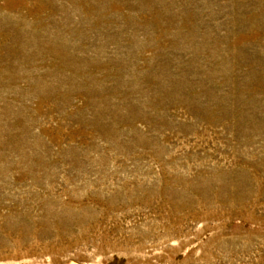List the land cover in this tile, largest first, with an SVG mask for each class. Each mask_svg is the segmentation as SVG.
Segmentation results:
<instances>
[{
	"label": "rangeland",
	"instance_id": "374dc122",
	"mask_svg": "<svg viewBox=\"0 0 264 264\" xmlns=\"http://www.w3.org/2000/svg\"><path fill=\"white\" fill-rule=\"evenodd\" d=\"M0 264H264V0H0Z\"/></svg>",
	"mask_w": 264,
	"mask_h": 264
}]
</instances>
